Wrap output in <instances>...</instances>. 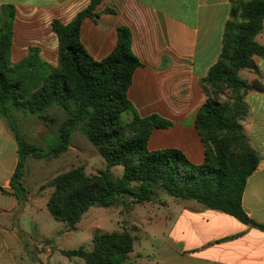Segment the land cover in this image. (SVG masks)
Instances as JSON below:
<instances>
[{
  "label": "trees",
  "instance_id": "1",
  "mask_svg": "<svg viewBox=\"0 0 264 264\" xmlns=\"http://www.w3.org/2000/svg\"><path fill=\"white\" fill-rule=\"evenodd\" d=\"M102 1L89 0L67 23L52 20L58 38L56 65L41 56L38 45L30 46L28 54L17 62L10 58L16 6L7 2L0 8V117L13 130L18 145V162L10 181L13 195L26 199L27 158L65 153L74 130L82 124L86 137L106 158L108 167L94 174L75 167L51 182L49 211L70 229H75L93 206H114L125 195L137 203L152 201L157 189H162L264 230V223L251 218L242 206L247 179L262 159L243 125L249 115L245 95L254 88H263L240 75L242 69L258 70L255 55L264 57V45L256 40L264 28V0L232 6L220 56L201 79L206 95L196 116L205 149L201 163L193 162L176 147H149L153 130L168 128L172 121L157 113L141 116L128 96L133 74L141 63L133 53L127 26H118L116 45L103 58L96 59L87 50L81 39L82 22L98 15L94 10ZM52 105L65 110L68 116L59 125L58 143L45 152L20 134L16 112L29 111L48 118L47 109ZM116 165L124 166V174L118 179L110 173ZM133 249L134 237L128 231H97L90 250L62 253L82 257L85 264H123Z\"/></svg>",
  "mask_w": 264,
  "mask_h": 264
},
{
  "label": "crops",
  "instance_id": "2",
  "mask_svg": "<svg viewBox=\"0 0 264 264\" xmlns=\"http://www.w3.org/2000/svg\"><path fill=\"white\" fill-rule=\"evenodd\" d=\"M4 3L0 0V8ZM72 3L65 2V7ZM53 6L54 0L23 5L45 14ZM232 6V0H103L94 10L98 15L83 20L81 39L96 59L113 50L118 26L131 30L132 50L141 64L133 74L128 96L141 116L157 113L172 121L168 128L153 130L151 149L176 147L193 162H203L205 149L196 128L197 112L206 100L201 79L220 56ZM27 26L32 22H22L17 5L11 51L14 62L25 57L33 45L21 42ZM256 40L264 45V28ZM254 60L258 70L246 69V75L241 71L240 75L263 89L246 93L249 115L243 125L262 159L247 179L242 206L251 218L264 223V57L255 55ZM17 149L13 130L0 117V248L10 252L0 264H16L13 249L22 231L20 216L35 199L26 184L24 201L13 195L10 181L18 162ZM174 205V216L167 213L163 218L171 241L167 247L184 263L264 264V230L194 200Z\"/></svg>",
  "mask_w": 264,
  "mask_h": 264
},
{
  "label": "rangeland",
  "instance_id": "3",
  "mask_svg": "<svg viewBox=\"0 0 264 264\" xmlns=\"http://www.w3.org/2000/svg\"><path fill=\"white\" fill-rule=\"evenodd\" d=\"M4 1L14 4L16 8L18 5L22 22H32V26L23 27L22 34L18 31L22 36L21 42L39 45L43 58L53 65L58 60V38L51 29V20L58 18L67 23L89 2L72 0L73 3L66 8L65 2L69 0H54L53 9L45 14L39 8L33 10L31 7H23L26 3H39L40 0ZM41 1L45 3L51 0ZM244 1L248 0H233V5L239 7ZM42 13L44 16H41ZM13 58L17 60L18 56L14 55ZM245 70H241L242 76L246 75ZM47 114L48 118H42L29 111L16 112L20 134L45 152L58 143L59 125L68 116L65 110L56 105L49 107ZM79 166L87 174H94L108 167L106 158L86 137L82 124L74 130L69 149L65 153L57 157L27 158L24 182L35 199L31 208L30 203H27L26 211L20 216L22 231L18 234L13 249L16 264H85L84 258L68 257L62 250H90L97 231H128L132 234L134 249L123 264H187L169 251V228L166 229L163 222L165 214L174 216L176 213L174 204L183 203L186 199L172 196L165 190L157 189L152 201L137 203L125 195L119 197L114 206H93L83 214L75 229H70L64 221L56 220L48 207L53 191L51 182L58 174ZM110 173L115 179L121 178L124 166H113ZM6 257H10V252L7 247H1L0 259Z\"/></svg>",
  "mask_w": 264,
  "mask_h": 264
}]
</instances>
